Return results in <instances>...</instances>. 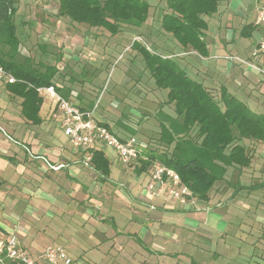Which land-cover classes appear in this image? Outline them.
<instances>
[{
    "label": "rangeland",
    "instance_id": "374dc122",
    "mask_svg": "<svg viewBox=\"0 0 264 264\" xmlns=\"http://www.w3.org/2000/svg\"><path fill=\"white\" fill-rule=\"evenodd\" d=\"M148 1L151 4V10L147 20V30L145 32L143 29V32L149 35L145 36L140 33L141 30L122 26L117 35L109 36L110 34L105 30L90 29L58 17L56 15L57 0H20L14 17L20 39V53L30 57L35 63L44 65L54 64L56 58L60 56L56 64L60 77L56 82L70 87L72 96H77L78 93L77 100L73 102L83 103L87 107L91 102L94 105L97 103L92 115L94 119L108 123L116 135L135 136L141 143H146L147 140L151 143L157 139L156 113L160 109L171 116H174V112L172 104H164L167 91L156 87L149 71L144 67L140 54L131 47L133 41L145 46L150 53L172 58L181 68L185 69L188 76L209 86L216 99H218L219 86L224 84L229 92L243 101L250 110L256 113H259V110L264 111L262 105L264 103V77L253 70H248L242 64L237 62L229 64L220 58L227 51H232L233 55L242 60L256 62L257 59L255 60L253 53L255 45L264 39V24L257 26L248 38L239 36L242 26L254 22L256 16L254 0H220L217 12L205 18L208 23L207 36L215 44L220 45L230 33L233 35L234 43L242 46L243 52H235L234 44H229V47L221 50L210 45L208 46L209 54L206 56L186 53L181 58L178 54L183 53L184 50L176 44L172 36L164 31L160 34L159 19L163 3L161 0ZM42 46L46 47L45 52L42 51ZM212 64L222 68L225 65L236 68L233 71L236 77L235 82L216 75L206 78L202 72L204 69L210 71ZM69 78H72L73 83L69 81ZM72 96L71 99H73ZM53 107L54 101L48 96H43L40 111L42 125L28 124L20 114L19 100L8 95L3 85H0V127L11 137L9 140L0 131V145H13L14 141H22L24 136L20 129L27 130V136L30 134L38 136L49 146L64 143L66 137L59 125L60 115H55V111H50ZM20 120L25 123L15 128L13 133H9V123L17 124ZM102 150L110 162V176L105 182L96 181L91 186L90 192L95 195L94 204L99 208V210L92 211L95 214L90 217L91 225L95 223L97 228L113 235L116 228L112 227L108 221L98 222L97 214L103 217H114L117 229L121 231L124 229L118 214L128 217L130 214L133 215L134 208H137L135 216L162 213L178 217V225H183L185 218L191 214L172 212L173 207L170 208L171 211L170 209L159 211L158 199L152 200L142 194L147 178L121 163L111 148L103 147ZM254 150L257 156L251 167L239 175L229 169L225 179L230 182L215 184L210 200L200 201L204 204L203 206L196 205L197 209L211 208L210 211L221 220L218 225L222 228L224 226L226 233L223 237H226L227 244L242 249L248 247L250 252L255 250V254L260 256L264 250V188L239 191L230 197L232 189L230 187L234 181H238V177L244 185L264 183V146H255ZM150 205H153L154 209H150ZM174 206L177 207L176 204ZM85 210L83 206L75 207L74 211H77V214L70 213L69 216L65 215L64 219L72 222L74 216L81 224H84L81 219L82 213L89 214ZM197 213L203 215L206 212ZM72 225L70 223L68 228L71 233H74L77 228L74 229ZM85 228L89 227L85 226ZM199 229L203 227L200 226ZM178 230V228L174 229L177 233ZM83 234L84 231H81V235ZM116 239L119 244H123L126 240L118 235ZM43 240L51 245L64 242L61 239L49 237ZM42 246L44 245H40ZM112 255L116 264H125V259L128 258L125 253L112 252ZM92 256L96 258L98 254L91 252L82 257L80 261H88ZM184 257H180V264L185 262ZM71 258L79 261L77 256H71ZM248 260L249 264H254L257 259ZM36 264L46 263L37 258Z\"/></svg>",
    "mask_w": 264,
    "mask_h": 264
},
{
    "label": "trees",
    "instance_id": "16d2710c",
    "mask_svg": "<svg viewBox=\"0 0 264 264\" xmlns=\"http://www.w3.org/2000/svg\"><path fill=\"white\" fill-rule=\"evenodd\" d=\"M19 1L0 0V66L17 80L13 84H4L3 88L8 95L19 100L23 119L38 126L42 123L40 110L43 97L38 94L37 88L54 86L67 99H71L72 89L56 82L60 77L56 66L60 56L54 64L44 65L21 55L14 21ZM161 2L160 29L169 33L180 47L206 56L204 37L208 23L205 18L217 12L220 0ZM150 10L148 0H57L56 15L72 24L105 30L109 36H114L121 31L122 26L142 30L139 32L144 34ZM256 28L253 23L245 24L239 36L248 38ZM131 47L140 54L156 87L167 91L164 104L173 105L174 116L161 109L156 113L157 139L151 143L148 140L146 142L148 158L174 170L198 201L208 202L215 184L230 182L225 179L229 169L239 175L253 165L257 156L255 146H264V111L253 112L223 85L218 88L216 99L209 87L188 76L185 69L169 56L150 53L137 41H133ZM45 48L42 46L43 52ZM255 60V64L264 66V53L255 57ZM69 81L73 83L72 78ZM77 97L78 93L72 97V102ZM73 104L81 110L94 107L92 102L88 107L79 102ZM262 105L264 109V103ZM98 122L111 130L108 123ZM90 151L92 169L103 178L108 177L109 161L104 152L98 148ZM148 164L149 161L143 162L137 173L145 170ZM237 180L230 187V197L239 191L264 188V183L244 185L239 177ZM215 190L216 187L214 193ZM5 264L14 263L5 260Z\"/></svg>",
    "mask_w": 264,
    "mask_h": 264
},
{
    "label": "crops",
    "instance_id": "0c3cea01",
    "mask_svg": "<svg viewBox=\"0 0 264 264\" xmlns=\"http://www.w3.org/2000/svg\"><path fill=\"white\" fill-rule=\"evenodd\" d=\"M145 32H143L145 36L149 35ZM160 34H163L161 29ZM232 38L233 35L228 33L226 39L218 45L207 36L206 31L204 40L207 44V55L210 45L221 50L229 47V44H234L235 52H243L242 46L239 43L235 44ZM182 49L184 52L178 54L179 58L186 53H196L189 51L188 48ZM226 54H233V52L227 51L224 55ZM235 69L231 65H225L222 68L212 64L210 71L204 69L202 74H205L206 78L216 75L235 82L236 77L233 72ZM221 85L228 90L226 85ZM81 105L84 106L83 103ZM51 110L55 111V115L58 114L55 105ZM20 121L12 125L9 123L8 132L13 133L15 128L27 122ZM20 130L24 136L22 141H14L13 145H0V238L15 237L20 246L35 260L41 255L42 249L51 245L43 240L49 237L64 241L63 244L56 245L64 248L73 264H116L112 252L127 254V259L123 257L126 260L125 264H180V257L183 256H185V262L182 264H249L248 259L251 258L257 259L254 264H264V250L258 256L255 250L250 252L248 247L242 249L227 244L226 237H223L226 233L224 226L222 228L218 225L221 220L210 211L211 208L197 209L199 204L204 205L200 201H196L198 206L191 207L183 206L167 197L158 199V209L161 212L173 207L174 211L172 209L169 211L191 214L185 218L182 226L178 225V217L167 214L135 216L137 208H134L135 212L128 217L118 214L124 229L120 231L117 229L114 217H103L97 214L98 222L108 221L112 227L116 228L114 234L109 235L108 232L97 228L95 223L90 224V217L95 214L92 211L99 210L94 204L95 195L90 192V189L94 182L107 180L110 176V168L108 177L103 178L101 174L85 166L84 152L73 151L67 138L66 143L49 146L38 136L31 134L27 136V130ZM102 148L98 147L100 150ZM89 153L92 154V151ZM116 157L118 158L117 155ZM143 162L146 161L132 162L128 166L137 173ZM54 165H61V167L57 170L50 168ZM138 174L144 175L148 181L149 164ZM175 204L177 207L174 206ZM81 206L85 207V211L89 213H82L81 219L84 224H81L73 215L72 222L64 219L65 215L69 216L70 213L77 214L74 208ZM202 211L206 213L203 215L197 213ZM70 223L73 224L74 229L77 228L74 233L69 231ZM200 226L203 229H199ZM176 228L179 229L178 233L174 231ZM81 231H84L83 235ZM117 235L126 239L123 244L117 242ZM42 244L44 246L40 247ZM91 252L98 256L96 258L92 256L88 261H80ZM70 255L77 256L79 261H75Z\"/></svg>",
    "mask_w": 264,
    "mask_h": 264
},
{
    "label": "built area",
    "instance_id": "2783aa9c",
    "mask_svg": "<svg viewBox=\"0 0 264 264\" xmlns=\"http://www.w3.org/2000/svg\"><path fill=\"white\" fill-rule=\"evenodd\" d=\"M254 1L256 2V16L253 24L260 26L264 24V1ZM261 53H264V39L255 45L253 57H257ZM220 58L229 64L235 62L242 64L248 70H253L264 77V66L242 60L233 54H226ZM16 81V78L9 71L0 66V85L13 84ZM37 92L40 96H48L54 101L55 109L60 115L59 125L63 134L73 151L84 152L83 161L86 167L92 168L89 152L99 146L111 148L121 163L126 166L139 160L149 161L148 181L144 188V195L152 200L167 197L183 206L195 207L196 198L191 190L182 183L179 175L159 161L149 160L146 143L139 142L135 136L120 137L93 118L92 115L97 103L91 110H81L73 104L71 99L60 95L54 86L39 87ZM0 131L11 140L3 128L0 127ZM60 167L61 165H54L50 168L57 170ZM149 208L154 209L153 205H150ZM39 259L46 264H73L64 248L58 245L46 246ZM5 260H11L14 264H35L36 262L20 246L15 237L0 238V264H5Z\"/></svg>",
    "mask_w": 264,
    "mask_h": 264
}]
</instances>
